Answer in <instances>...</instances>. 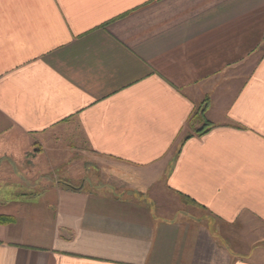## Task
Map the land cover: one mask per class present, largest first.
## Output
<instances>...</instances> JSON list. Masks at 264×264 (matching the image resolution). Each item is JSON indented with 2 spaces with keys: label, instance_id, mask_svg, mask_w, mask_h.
Instances as JSON below:
<instances>
[{
  "label": "crops",
  "instance_id": "crops-1",
  "mask_svg": "<svg viewBox=\"0 0 264 264\" xmlns=\"http://www.w3.org/2000/svg\"><path fill=\"white\" fill-rule=\"evenodd\" d=\"M26 152L63 180L0 200V264H264V0H0Z\"/></svg>",
  "mask_w": 264,
  "mask_h": 264
},
{
  "label": "rangeland",
  "instance_id": "rangeland-1",
  "mask_svg": "<svg viewBox=\"0 0 264 264\" xmlns=\"http://www.w3.org/2000/svg\"><path fill=\"white\" fill-rule=\"evenodd\" d=\"M110 163L112 162L105 161L99 164L100 170L93 172H91V165L88 168L85 167V170L89 169L90 172L84 176L85 181L80 184L87 186L88 182H93L111 186L114 183L116 185L117 182H115V178L110 172L117 167L115 168ZM101 170H105V173ZM78 175H81L79 177H83L82 174ZM62 180L63 176L48 168L46 161L33 156L31 153L26 152L18 160L7 158L6 156L1 158L0 156V200L9 201L11 198L31 197L32 194L26 192L27 190H31V187H34V191L37 192ZM80 184L76 183V185Z\"/></svg>",
  "mask_w": 264,
  "mask_h": 264
},
{
  "label": "trees",
  "instance_id": "trees-1",
  "mask_svg": "<svg viewBox=\"0 0 264 264\" xmlns=\"http://www.w3.org/2000/svg\"><path fill=\"white\" fill-rule=\"evenodd\" d=\"M199 113H200V114H203V109H202V108L199 109ZM195 115H196V114H195ZM203 131H204V130L202 129V130L197 131V133H198V134H202ZM187 138H188V137H187ZM187 138H185V139H187Z\"/></svg>",
  "mask_w": 264,
  "mask_h": 264
}]
</instances>
